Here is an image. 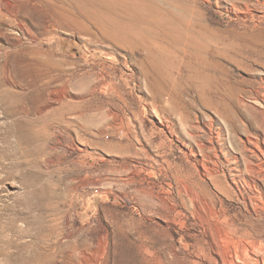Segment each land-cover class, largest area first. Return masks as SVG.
<instances>
[{
    "label": "rangeland",
    "instance_id": "374dc122",
    "mask_svg": "<svg viewBox=\"0 0 264 264\" xmlns=\"http://www.w3.org/2000/svg\"><path fill=\"white\" fill-rule=\"evenodd\" d=\"M49 1L0 0V264H264V0Z\"/></svg>",
    "mask_w": 264,
    "mask_h": 264
},
{
    "label": "bare ground",
    "instance_id": "6f19581e",
    "mask_svg": "<svg viewBox=\"0 0 264 264\" xmlns=\"http://www.w3.org/2000/svg\"><path fill=\"white\" fill-rule=\"evenodd\" d=\"M49 2H54L58 14L68 24L83 27L90 23L102 29L106 35L126 44L135 43L134 37L148 38L149 28L141 25L145 16H149L147 15L149 12H156L159 16L169 15L162 13L160 4L156 0H50ZM251 140L247 138L246 143H250ZM246 146L249 148L247 144ZM254 147H257V144ZM250 150L255 151L251 147ZM261 153L264 157L262 148Z\"/></svg>",
    "mask_w": 264,
    "mask_h": 264
}]
</instances>
